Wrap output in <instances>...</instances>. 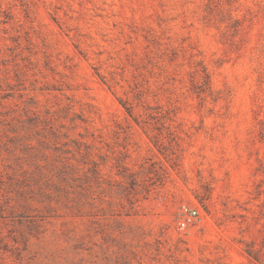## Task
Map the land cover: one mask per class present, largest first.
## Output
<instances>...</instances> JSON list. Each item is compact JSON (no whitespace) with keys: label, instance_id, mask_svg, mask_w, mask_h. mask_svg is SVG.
<instances>
[{"label":"rangeland","instance_id":"obj_1","mask_svg":"<svg viewBox=\"0 0 264 264\" xmlns=\"http://www.w3.org/2000/svg\"><path fill=\"white\" fill-rule=\"evenodd\" d=\"M0 264H264V0H0Z\"/></svg>","mask_w":264,"mask_h":264},{"label":"built area","instance_id":"obj_2","mask_svg":"<svg viewBox=\"0 0 264 264\" xmlns=\"http://www.w3.org/2000/svg\"><path fill=\"white\" fill-rule=\"evenodd\" d=\"M191 215H195V212H193ZM188 220H191V216L188 217ZM186 223L183 222L182 225H185Z\"/></svg>","mask_w":264,"mask_h":264}]
</instances>
